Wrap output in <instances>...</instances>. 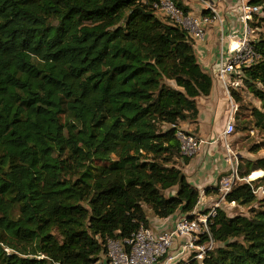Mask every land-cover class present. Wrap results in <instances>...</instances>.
Wrapping results in <instances>:
<instances>
[{
    "label": "trees",
    "instance_id": "16d2710c",
    "mask_svg": "<svg viewBox=\"0 0 264 264\" xmlns=\"http://www.w3.org/2000/svg\"><path fill=\"white\" fill-rule=\"evenodd\" d=\"M159 1L0 0V264H93L109 240L151 229L150 217L195 209L176 134L197 123L213 78L188 33L157 16ZM251 3L259 58L230 82L264 109V0ZM252 117L264 129V112ZM259 170L224 197L249 215L218 208L202 236L217 246L181 264H264V196L254 193L264 160L237 173Z\"/></svg>",
    "mask_w": 264,
    "mask_h": 264
},
{
    "label": "built area",
    "instance_id": "2783aa9c",
    "mask_svg": "<svg viewBox=\"0 0 264 264\" xmlns=\"http://www.w3.org/2000/svg\"><path fill=\"white\" fill-rule=\"evenodd\" d=\"M222 1L195 0L201 8L199 15L191 14L178 6L177 0H160L154 8L159 18L184 29L196 44L204 37L208 27L222 26ZM231 10L238 14L242 32L234 31L228 35V38L237 40L234 45L228 40L227 50L222 51L220 62L214 68L219 80L239 77L242 68L251 66L259 58L253 45L256 39V29L251 26V23L254 18L261 15V7L252 4L251 0H235ZM227 86L228 89L233 88L238 91L241 88V82L234 80ZM229 96L231 97V94ZM236 109L235 106L230 108L221 136V140L225 143V159L230 165V174L222 177L215 186L218 192L216 194H219L222 202H225L224 197L230 192L235 180H239L237 176L238 158L226 140L235 130ZM176 135L180 142V154L185 158H193L205 144L202 138L184 130H178ZM246 183H249V180H246ZM256 192L257 190H254L255 194ZM204 198L205 195L201 192L198 204L189 216L180 214L174 220L173 225L164 232L140 227L129 238L109 240L105 256L93 264H181L190 258L203 260L215 244L212 240L202 242V236L208 234V219L214 218L217 209L220 208L219 202H215L208 207L206 214L203 213L206 210V208H201L205 202Z\"/></svg>",
    "mask_w": 264,
    "mask_h": 264
},
{
    "label": "crops",
    "instance_id": "0c3cea01",
    "mask_svg": "<svg viewBox=\"0 0 264 264\" xmlns=\"http://www.w3.org/2000/svg\"><path fill=\"white\" fill-rule=\"evenodd\" d=\"M184 10L194 15L201 12L200 5L195 0H178ZM235 0H223L221 3L222 26L213 25L207 28L204 37L196 42V55L203 69L210 73L213 78V88L209 96L198 99L197 123H185L181 129L194 133L205 141L201 151L190 159L183 167V172L188 182L195 187L199 194L204 193L207 187L215 188L222 177L230 173V165L225 157L224 141L221 140L229 108L236 106L231 104L228 86L231 77L219 80L215 74V66L220 62L222 51L227 50L228 43L234 45L236 38H228L232 32H242V24L238 14L231 10ZM231 39V40H230ZM229 40V41H228ZM233 78V77H232ZM229 93V94H228ZM205 195V193H204ZM216 193L205 195L212 199ZM204 207V206H203ZM179 213L167 219L150 217V227L157 232L168 230Z\"/></svg>",
    "mask_w": 264,
    "mask_h": 264
},
{
    "label": "rangeland",
    "instance_id": "374dc122",
    "mask_svg": "<svg viewBox=\"0 0 264 264\" xmlns=\"http://www.w3.org/2000/svg\"><path fill=\"white\" fill-rule=\"evenodd\" d=\"M241 97L240 103L236 104V101L232 99L231 104L236 105V108H240L238 119L235 120V130L234 133L229 136L226 140L230 146L232 152L238 158V164L246 161L255 162L264 160V129H260L255 125L254 118L252 117V110L260 109L264 112L258 103V101L245 89H238L237 91ZM231 108V105H230ZM229 108V109H230ZM242 128V129H240ZM240 130V131H238ZM238 168V167H237ZM261 175L257 178H251V175L248 178L235 180V183L246 182L249 178L250 181H254L260 178L263 175V171H258ZM259 184V183H256ZM262 183H260L261 185ZM263 186H259L257 188H253L257 190L256 194L258 198H262L264 196V184ZM215 202H219L220 208L226 212L228 216H236V215H249V209L247 207H236V205L225 204V202L221 200L219 194L214 195L212 199H207L206 202H203L202 209L213 205ZM257 205H254L256 208ZM217 245L215 244V247Z\"/></svg>",
    "mask_w": 264,
    "mask_h": 264
},
{
    "label": "bare ground",
    "instance_id": "6f19581e",
    "mask_svg": "<svg viewBox=\"0 0 264 264\" xmlns=\"http://www.w3.org/2000/svg\"><path fill=\"white\" fill-rule=\"evenodd\" d=\"M261 174L259 172H254L251 175V178H257L258 176H260ZM249 180V179H248Z\"/></svg>",
    "mask_w": 264,
    "mask_h": 264
}]
</instances>
